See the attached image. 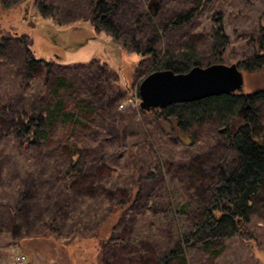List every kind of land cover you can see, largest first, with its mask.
Returning <instances> with one entry per match:
<instances>
[{
    "label": "rangeland",
    "instance_id": "374dc122",
    "mask_svg": "<svg viewBox=\"0 0 264 264\" xmlns=\"http://www.w3.org/2000/svg\"><path fill=\"white\" fill-rule=\"evenodd\" d=\"M37 2L0 0V264H19V255L23 264H98L109 234L105 264H152L187 230L174 209L181 201L198 206L197 176L214 175L233 151L227 125L203 109L142 110L140 83L165 69L164 59H196L202 67L215 60L211 35L221 18L229 43L216 63L238 64L242 92L263 88L264 66L245 68L255 61L264 0H207L189 24L168 28L200 0H117L113 47L107 30L86 21L91 0ZM27 33L35 47L26 45ZM137 47L157 61L135 54ZM30 50L48 57L51 71L45 63L28 67ZM60 102L47 138L22 145L23 119L39 111L48 117ZM251 110L264 135V102ZM119 202L128 208L122 217ZM52 220L53 232L45 228ZM185 256L189 264H264V201L247 234L227 241L218 258L189 248Z\"/></svg>",
    "mask_w": 264,
    "mask_h": 264
},
{
    "label": "trees",
    "instance_id": "16d2710c",
    "mask_svg": "<svg viewBox=\"0 0 264 264\" xmlns=\"http://www.w3.org/2000/svg\"><path fill=\"white\" fill-rule=\"evenodd\" d=\"M36 1H38V5L45 4V0ZM205 1L207 0H200L197 7H192L183 14L172 18L167 22L166 27H180L189 24L198 16V12L203 4H205ZM107 2L108 0H91L85 18L96 31H99L101 28L110 33L113 42L111 45L113 47L119 43L117 41L118 34L116 31L111 30L113 26L111 16L118 2L117 0H113V3L110 4ZM1 11L3 9L0 4V15L2 16ZM37 19L40 21V17H37ZM217 22L219 23L218 27L211 35L214 42L212 57L215 60L211 59L207 65L215 64L217 60L221 59L229 43L225 30L221 26V18H218ZM26 37V42L24 41L26 45L35 47L36 44L33 41L32 35L27 33ZM52 38L55 42L59 43L56 36L55 39L54 37ZM252 40L254 41L253 45L256 52L255 61H250L253 65L249 63L250 65L245 68L250 72L259 70L264 66V24L261 25L259 31L252 37ZM67 50H69L68 47ZM122 50V48L119 51L117 50V58L124 60L125 55ZM133 51L143 58H155L150 56L152 52H142L139 47L134 48ZM29 53L30 56L27 59L28 67L33 68V66L40 65V63H45L47 70L51 71V67L54 64L48 60V57H38L31 50ZM160 64L163 68L170 69L175 73H184L191 69L193 65H199L200 62L196 59L171 58L169 60L164 59ZM263 102L264 87L251 93L234 92L182 105L183 107L203 109L205 114L213 115L227 125L233 157L214 175L197 176L199 177V181H197L199 183L195 186V193L197 192V195H199L202 191L204 192V195L201 194L200 197L196 195L198 206L193 210L191 209L193 201H181L179 207H177L178 209H174V216L177 219L182 218L188 222L189 226L187 230L178 237L168 254L162 256L152 264H189L185 256L187 248L199 249L207 255L208 259H216L225 251L227 241L236 237L241 238L247 234L252 217L257 212L258 206L264 201V135L257 131L256 117L253 110H251V107ZM243 106H247L250 110L243 112ZM62 109L63 106L60 102L49 112L48 117H45L43 112L39 111L38 114L31 113L23 119V124L18 132V136H21V144L25 146L30 144L39 145L40 140L47 138L46 133L49 130L48 128L51 125H55ZM155 110L161 111L159 109ZM174 117L177 119L179 125L183 122L181 117ZM165 119L168 120L167 115ZM74 164L71 165V170L74 168ZM126 210H128L126 205L119 202L116 211L119 212L121 217L125 214ZM188 212L189 214H187ZM52 225L53 220L49 224H46L45 228L53 232ZM98 229L96 230L97 232ZM113 229L114 226L109 227V232ZM97 232H93V236L98 237ZM25 241L27 239L22 238L18 241V244L20 243L22 246ZM108 242H112L110 234L106 241L104 240L101 243L102 250L98 254L100 260L98 264H105L102 260L103 248ZM75 247L80 248L77 245ZM72 250H74V247H72Z\"/></svg>",
    "mask_w": 264,
    "mask_h": 264
},
{
    "label": "water",
    "instance_id": "95a60500",
    "mask_svg": "<svg viewBox=\"0 0 264 264\" xmlns=\"http://www.w3.org/2000/svg\"><path fill=\"white\" fill-rule=\"evenodd\" d=\"M244 83L243 72L235 63L196 65L184 73L158 70L140 83V107L144 111L162 110L175 104L242 92Z\"/></svg>",
    "mask_w": 264,
    "mask_h": 264
},
{
    "label": "built area",
    "instance_id": "2783aa9c",
    "mask_svg": "<svg viewBox=\"0 0 264 264\" xmlns=\"http://www.w3.org/2000/svg\"><path fill=\"white\" fill-rule=\"evenodd\" d=\"M27 257L25 255H19L17 258V263L23 264L26 261Z\"/></svg>",
    "mask_w": 264,
    "mask_h": 264
}]
</instances>
